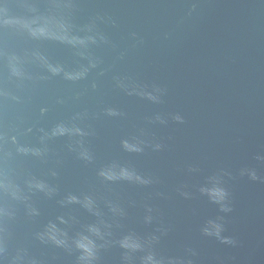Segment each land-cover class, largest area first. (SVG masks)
Listing matches in <instances>:
<instances>
[{"label":"water","instance_id":"95a60500","mask_svg":"<svg viewBox=\"0 0 264 264\" xmlns=\"http://www.w3.org/2000/svg\"><path fill=\"white\" fill-rule=\"evenodd\" d=\"M0 264H264V0H0Z\"/></svg>","mask_w":264,"mask_h":264}]
</instances>
